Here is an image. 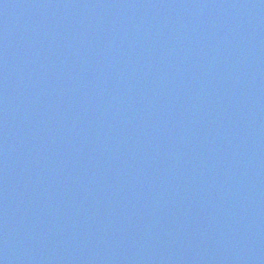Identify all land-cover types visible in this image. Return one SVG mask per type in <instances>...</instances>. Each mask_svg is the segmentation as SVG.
I'll list each match as a JSON object with an SVG mask.
<instances>
[{"label":"water","instance_id":"water-1","mask_svg":"<svg viewBox=\"0 0 264 264\" xmlns=\"http://www.w3.org/2000/svg\"><path fill=\"white\" fill-rule=\"evenodd\" d=\"M86 1L0 0V67H6L1 56L5 44L10 43L1 38L8 32H14V37L19 38L18 43H12L32 49L41 46L33 32L21 35V24L24 28L34 27L39 21H46L44 38L47 44L61 45L40 59L41 65L28 63L29 56L25 53L26 63L20 65V77H15L11 71L8 73L18 91L20 81L27 82L37 70L47 68L67 48L74 52L75 60H69L65 67L63 65L57 79L64 81L66 72L79 74L93 70L96 73L88 76V92L81 87L83 94H91L89 108L92 103L95 105L92 113L86 114L84 119L68 105V92L62 98L59 131L53 136L51 164L56 167L51 172L40 173L45 168L41 165L47 160L38 158L39 152L28 156L25 166H18L20 163L13 159V155L3 162L9 166L2 169V176L14 165L17 166L15 171L25 172L23 178L18 179H27L21 184L20 192L25 196L19 209L26 210L21 211V220L23 225H28L29 220H37L38 227L23 249L16 248L18 244L11 231L0 236V264H45L35 263L37 259L31 260L30 254L26 253L30 252L32 242L36 244L33 251L65 244L64 251L55 248L49 253L50 257L65 261L73 259L72 264H219L212 258L210 239L212 222L220 215L209 210L204 214L197 213L195 195H191L187 204L176 213L177 196L166 195L161 174L150 152L151 136L156 132L151 130L152 123L161 114L156 94L175 89L181 81L188 86L192 80L187 78L192 70L214 65L217 55L206 50L208 45L206 49L179 45L171 51L167 63L156 67V73L144 71L140 75L134 64L126 60L122 43L107 39L90 27L80 32L82 18L78 13L81 3ZM47 4L52 7H45L46 16L32 14L35 9L42 14V6ZM122 30L123 25L116 26L118 34L122 35ZM242 51L248 49L241 48ZM236 60V55L230 56L220 65L223 68L236 66ZM218 65L213 70L217 71ZM180 73L186 80H174V76ZM208 75L221 76L219 71L211 69ZM4 88L11 97L10 89ZM159 97L168 102L171 95L164 98L161 92ZM25 114L26 110L22 111L19 118ZM14 117L13 114L11 124L15 122ZM22 151L28 149L24 147ZM232 161L227 159L226 165ZM168 162L172 165L170 172H178L179 179L186 185L188 171L179 172L172 160ZM14 177L10 175L4 180L11 182L8 179ZM207 198L214 202L212 194ZM183 222L195 223L193 227L196 229L186 228ZM229 224L227 222L226 234H233V237L226 236L224 244L231 263H238V257L233 253L236 251L245 263L260 264L264 258V236L260 238L257 234L259 240L255 243L242 241L244 224L239 236L231 233ZM169 228L167 245L163 237ZM175 231L182 236L178 237ZM185 234L188 237L184 238ZM195 237L201 238L203 243L195 241Z\"/></svg>","mask_w":264,"mask_h":264}]
</instances>
